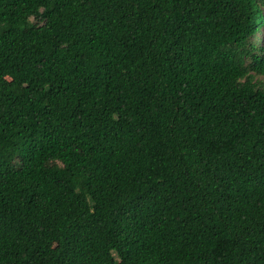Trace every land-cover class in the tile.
I'll use <instances>...</instances> for the list:
<instances>
[{"label":"trees","instance_id":"1","mask_svg":"<svg viewBox=\"0 0 264 264\" xmlns=\"http://www.w3.org/2000/svg\"><path fill=\"white\" fill-rule=\"evenodd\" d=\"M0 264H264V0H0Z\"/></svg>","mask_w":264,"mask_h":264},{"label":"rangeland","instance_id":"2","mask_svg":"<svg viewBox=\"0 0 264 264\" xmlns=\"http://www.w3.org/2000/svg\"><path fill=\"white\" fill-rule=\"evenodd\" d=\"M7 79H8V81H11V79H9V78H7ZM56 246H57V243L55 241L51 243L52 248H56Z\"/></svg>","mask_w":264,"mask_h":264}]
</instances>
